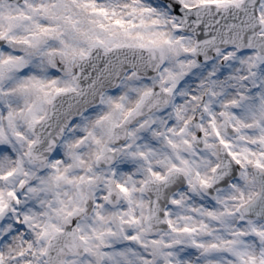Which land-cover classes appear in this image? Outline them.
<instances>
[{
  "label": "snow or ice",
  "instance_id": "snow-or-ice-1",
  "mask_svg": "<svg viewBox=\"0 0 264 264\" xmlns=\"http://www.w3.org/2000/svg\"><path fill=\"white\" fill-rule=\"evenodd\" d=\"M0 264H264V0H0Z\"/></svg>",
  "mask_w": 264,
  "mask_h": 264
}]
</instances>
